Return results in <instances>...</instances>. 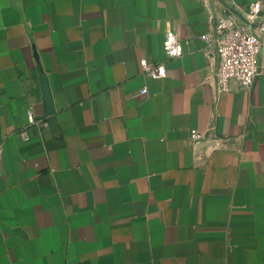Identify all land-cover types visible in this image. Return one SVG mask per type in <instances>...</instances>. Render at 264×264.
I'll use <instances>...</instances> for the list:
<instances>
[{
    "label": "crops",
    "instance_id": "1",
    "mask_svg": "<svg viewBox=\"0 0 264 264\" xmlns=\"http://www.w3.org/2000/svg\"><path fill=\"white\" fill-rule=\"evenodd\" d=\"M251 1L0 0V264H264V45L221 92L201 38Z\"/></svg>",
    "mask_w": 264,
    "mask_h": 264
},
{
    "label": "built area",
    "instance_id": "2",
    "mask_svg": "<svg viewBox=\"0 0 264 264\" xmlns=\"http://www.w3.org/2000/svg\"><path fill=\"white\" fill-rule=\"evenodd\" d=\"M246 15L252 22L244 24L233 11H226L217 18L211 30L201 35L217 57L215 84L221 91H228L234 81L240 88H250L257 76L262 72L261 53L264 45V0H252L246 9ZM165 60L180 57L184 54L182 38L175 30H168L164 39ZM146 76L161 78L166 75L164 61L150 63L141 61ZM143 94L148 92L145 87ZM29 120L35 122L34 113L28 111ZM43 126L47 123L42 122ZM193 141L205 139V133L198 130L190 133ZM4 145L0 141V176L2 174V157Z\"/></svg>",
    "mask_w": 264,
    "mask_h": 264
}]
</instances>
